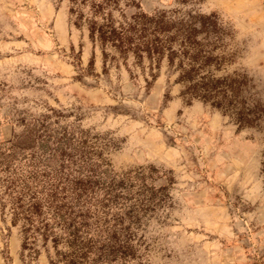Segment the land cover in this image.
<instances>
[{
    "label": "rangeland",
    "instance_id": "obj_1",
    "mask_svg": "<svg viewBox=\"0 0 264 264\" xmlns=\"http://www.w3.org/2000/svg\"><path fill=\"white\" fill-rule=\"evenodd\" d=\"M122 2L214 14L231 33L229 72L246 75L264 106V0ZM69 7L0 0V192L6 180L57 188L87 224L90 259L103 251L104 264H264V120L238 129L228 114L187 103L165 62L153 81L146 61H109L103 73ZM87 176L91 186L78 188ZM21 245L0 207V264L54 258L50 241L38 240L36 255Z\"/></svg>",
    "mask_w": 264,
    "mask_h": 264
},
{
    "label": "trees",
    "instance_id": "obj_2",
    "mask_svg": "<svg viewBox=\"0 0 264 264\" xmlns=\"http://www.w3.org/2000/svg\"><path fill=\"white\" fill-rule=\"evenodd\" d=\"M68 1L74 26L85 28L90 42L100 50L103 73L107 72L109 61L120 59L125 67L129 59L134 64L146 61L153 81L156 74L152 71L165 62L176 74L175 83L181 85L180 96L187 103L197 100L228 114L238 129L255 127L264 120V106L251 93V80L228 70L234 60L227 42L231 33L219 25L214 14L145 13L138 4L122 0ZM129 9L135 11L127 13ZM92 65L93 59L89 67ZM91 178L87 176L86 185L79 180L78 188H89ZM4 183L0 192L1 215H8L11 226L19 227L22 251L36 255L38 240L43 246L50 241L55 254L49 264L105 263L103 251L96 259H90L94 252L92 241L83 236L87 234V224L80 216L76 221L78 218L59 204L66 196L59 199L57 188H18L12 181Z\"/></svg>",
    "mask_w": 264,
    "mask_h": 264
}]
</instances>
